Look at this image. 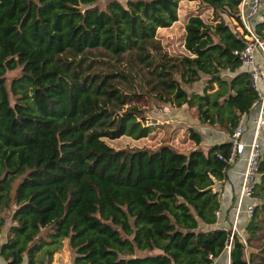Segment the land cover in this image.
Returning <instances> with one entry per match:
<instances>
[{
	"label": "trees",
	"instance_id": "obj_1",
	"mask_svg": "<svg viewBox=\"0 0 264 264\" xmlns=\"http://www.w3.org/2000/svg\"><path fill=\"white\" fill-rule=\"evenodd\" d=\"M96 1L0 0L1 261L50 264L65 241L71 264H212L225 250L227 264H264V149L242 241L214 226L229 140L203 149L192 125L186 151L105 140L152 130L140 100L185 104L199 125L232 131L256 98L244 37L222 17L237 25L239 0H197L213 19L188 14L174 54L156 29L181 0ZM254 29L264 39V21Z\"/></svg>",
	"mask_w": 264,
	"mask_h": 264
},
{
	"label": "built area",
	"instance_id": "obj_2",
	"mask_svg": "<svg viewBox=\"0 0 264 264\" xmlns=\"http://www.w3.org/2000/svg\"><path fill=\"white\" fill-rule=\"evenodd\" d=\"M237 17L235 28L244 37L243 46L237 51V55L240 68L248 72L251 85L256 91V98L250 106V108L256 109V114L248 127L240 117L232 131L227 135L230 146L225 160L231 163L243 151L246 152L240 189L235 202V214L237 216L242 205L248 218L253 210L254 203L250 191L252 183L256 179L255 168L261 154L258 134L264 126V39L254 29L256 22L264 21V0H239ZM246 130L250 131L247 136L244 135ZM214 214L217 220L219 217L218 208L214 210ZM230 230L231 233L235 230V223L231 224ZM241 239L244 241L243 238ZM0 264H3L1 260ZM170 264L176 263L172 262Z\"/></svg>",
	"mask_w": 264,
	"mask_h": 264
},
{
	"label": "rangeland",
	"instance_id": "obj_3",
	"mask_svg": "<svg viewBox=\"0 0 264 264\" xmlns=\"http://www.w3.org/2000/svg\"><path fill=\"white\" fill-rule=\"evenodd\" d=\"M104 1L105 0H97L96 4L102 7L104 5ZM119 1L124 2V0ZM192 13H199V15L206 22L213 19L211 8L201 2L197 0H181L178 2L177 19L167 26L158 27L156 29L157 39L160 41L163 49L169 54L185 52L182 45L184 33L183 25L186 16ZM222 17L230 26H236L234 25V21L231 17L226 15H222ZM16 72V69L9 70L6 72V77L9 78ZM222 74H224V76L229 75L226 71ZM205 77L206 75L202 74L201 78L193 82L190 87L194 90H199L205 80ZM138 104L144 107V113L153 126L152 130L146 136L139 138H132L128 135H120L119 137L113 139L106 138L105 140L108 144H110L113 148L145 147L152 149L155 148L158 143L167 140L168 142L170 141L177 149L187 150V146L188 144H191V142L188 144L182 143L181 138L187 136V127L189 125L193 126L197 123V121L196 119H192L193 116L190 114V111L186 109L185 104L180 107H175L169 104L157 106L155 103L146 100H140L138 101ZM200 127L201 125H199L197 129ZM181 129L182 132L179 131ZM174 134L176 135V138H174ZM171 135H174L173 139H171ZM4 230L5 226L0 232V238H2ZM256 243H258V241L253 242V245H256ZM252 249H256V247H253ZM246 250H250V247H246ZM72 252V249L65 241H63L60 247L53 253L50 264H71ZM226 253V250L222 252L221 264H225L227 261V257L225 258Z\"/></svg>",
	"mask_w": 264,
	"mask_h": 264
},
{
	"label": "crops",
	"instance_id": "obj_4",
	"mask_svg": "<svg viewBox=\"0 0 264 264\" xmlns=\"http://www.w3.org/2000/svg\"><path fill=\"white\" fill-rule=\"evenodd\" d=\"M255 114H256V109L250 108V110L247 113L241 116V118L244 120L247 127L250 125ZM192 119L195 120V118L193 117ZM195 126L197 129V127H199V124L196 123L193 125V127ZM179 131L182 132V129ZM198 131L202 134V139H201V142L199 143V146L203 149H205L209 144L220 142L222 140H227L228 134L223 129H220L215 126H206L202 124L201 127L198 129ZM249 132H250L249 130H246V132H244V135L247 136ZM173 136L171 135V139H173ZM174 138H176V135ZM181 141L182 143H185V144H188L189 142H191V144H188L187 150L195 146L193 141L189 139L187 136L182 137ZM258 142L260 144L261 151H262L264 149V126L259 131ZM169 143L171 142L169 141ZM183 151H186V150H183ZM245 155H246L245 151H243L240 155H238L229 164V167L227 168L225 172V176L222 179V181H219L215 184L216 188L219 191L218 193V199H219V207H218L219 215L218 216L219 217L214 223V226H223V227L227 226L231 228V224L235 223L234 231L240 236V238H243L245 235L244 225L247 220V217H246L245 212L243 211L242 205L236 216L235 202H236L237 195L240 189L241 174H242V170L244 166ZM0 240H2V238H0ZM226 257H227V253L225 255V258ZM221 262H222V252L219 254V256H217L213 260L212 264H221Z\"/></svg>",
	"mask_w": 264,
	"mask_h": 264
},
{
	"label": "water",
	"instance_id": "obj_5",
	"mask_svg": "<svg viewBox=\"0 0 264 264\" xmlns=\"http://www.w3.org/2000/svg\"><path fill=\"white\" fill-rule=\"evenodd\" d=\"M228 248H229V246H228Z\"/></svg>",
	"mask_w": 264,
	"mask_h": 264
}]
</instances>
